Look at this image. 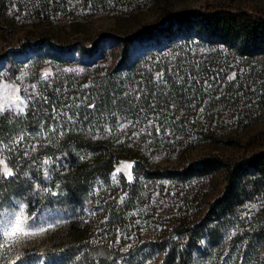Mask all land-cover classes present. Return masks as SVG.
<instances>
[{"label": "trees", "instance_id": "16d2710c", "mask_svg": "<svg viewBox=\"0 0 264 264\" xmlns=\"http://www.w3.org/2000/svg\"><path fill=\"white\" fill-rule=\"evenodd\" d=\"M68 1L0 0V26L14 32L18 21H74L83 11L65 7ZM80 1L99 4L106 0ZM98 10L89 9L86 15ZM43 34V43L26 45L20 51L26 55L24 61L31 60L26 94L33 98L23 114H0V156L14 172L12 178L0 179V212L21 202L29 205L30 213L48 209L73 215L98 213L97 233L85 242L68 245L52 264H71L77 259L78 264H143L159 255L160 264H264L260 255L264 256V209L251 216L241 214L247 203L259 200L264 206V149L238 161L204 158L179 171L160 170L147 154L148 147L174 151L211 133L216 123L168 119L164 112L170 106L214 102L215 77L219 73L222 77L221 70L228 67L227 62L215 65V59L264 56V15L220 8L177 14L166 28H155L152 36L121 39L117 62L104 69L97 63L107 59L106 47L93 52L76 45L64 49L55 44L59 31L50 28ZM143 37L150 43L137 50ZM193 48L205 49L206 54L193 56ZM175 49L182 55L177 63L153 62ZM76 52L91 60L65 69L75 62ZM200 57L211 62H182ZM45 65L52 71L48 79L38 75ZM146 70L150 73L145 81L131 78ZM156 70L165 77L161 83L152 82ZM144 114L149 117L142 119ZM121 118L137 127V138L109 134ZM122 159L134 161L133 179L121 177L115 186L111 173ZM216 174L222 178L221 192L200 217L185 221L182 215L168 232L139 239L120 253L118 242L136 236L140 231L136 219L142 220L158 202L154 184H185ZM114 190L123 192V199ZM233 228L237 232L224 251L225 235Z\"/></svg>", "mask_w": 264, "mask_h": 264}, {"label": "rangeland", "instance_id": "374dc122", "mask_svg": "<svg viewBox=\"0 0 264 264\" xmlns=\"http://www.w3.org/2000/svg\"><path fill=\"white\" fill-rule=\"evenodd\" d=\"M63 5L69 9L83 11L82 16L74 21H18L14 32L9 26H0V87L11 84L14 88L21 89V96L26 95L31 84L32 75L27 71L31 60L24 61L26 55L20 51L26 45L36 47L43 43V31L50 28L60 33L58 40L55 41L58 47L69 49L76 45L86 49L87 52L106 47L107 59L97 63L104 69L112 67L117 62L121 51L118 46L121 39L137 34L152 36L155 28H166L169 20L177 14L207 13L220 8L264 15V0H106L99 4L71 0ZM96 7L100 9L99 13L86 15L89 9ZM149 43L150 40L143 37L137 42L136 49ZM178 51L177 49L165 51L153 62L177 63V57L182 56ZM205 51V49L193 48L191 54L195 56L198 53L196 56L199 57L205 55ZM74 58L75 62L70 66L65 65V69L78 68L77 64L90 59L89 56H82L79 52L75 53ZM204 58L206 57L196 60L182 59V62L186 64L211 62L210 59ZM225 62L228 63V67L221 70L224 78L219 75L220 73L215 77V100L212 104H192L177 109L170 106L164 112L168 119L197 120L212 122L214 125L216 123L214 129H211V133L203 136L199 142L181 144L174 151H160L148 147L147 154L153 166H157L160 170L179 171L188 164L204 158L220 157L238 161L264 149V56L252 60L224 58L221 61L219 59L213 61L215 65L219 63L223 65ZM148 72L150 73L149 70L141 71L137 74L138 77L131 75V78L135 81H145ZM45 73L51 75L50 66L45 65L38 70L41 78H44ZM164 79L161 71H153L152 82L161 83ZM219 97L223 100H219ZM146 111L149 112L150 109ZM140 117L147 119L149 116L144 114ZM119 122L117 128L110 127L109 134L116 135L120 139L138 137L136 126L130 125V122L127 123L122 118ZM0 159L3 158L0 156ZM127 164H131L132 168H125ZM133 165L134 161L131 159L119 161L111 173L115 186H118L121 177L129 181L128 176L131 175L133 179ZM117 169L121 171L117 172ZM221 187L220 174L193 179L185 184L180 181L154 184L156 190L154 195L158 202L149 213L142 216V220L139 217L136 219L140 223V231L136 232V236L132 234L129 239L118 242L120 253L129 250L139 239L148 240L161 232H168L182 215L185 221L196 220L204 213L210 201L219 196ZM114 191L118 199H123V192ZM19 203L21 202L16 203L12 210L5 212V216L1 219L11 218L10 214L18 210ZM261 209H264V206L258 200L245 204L241 214L251 216L259 214ZM26 213H30L29 207ZM33 215L34 221L31 216L27 218L28 223H33V230L38 231L40 227L48 230L36 236L22 238L15 245L0 244V257H2L0 264H13L14 261L18 264H52L55 262V257L62 254L68 245L85 242L94 236L100 219L99 214L95 212L73 215L58 209L35 211ZM236 232L233 228L225 235L224 251L229 249L230 239ZM260 255L264 257L263 252ZM161 261L162 255H159L143 264H160ZM78 263L77 259L71 264Z\"/></svg>", "mask_w": 264, "mask_h": 264}, {"label": "snow or ice", "instance_id": "6c2138e0", "mask_svg": "<svg viewBox=\"0 0 264 264\" xmlns=\"http://www.w3.org/2000/svg\"><path fill=\"white\" fill-rule=\"evenodd\" d=\"M48 73H45L44 78H49ZM33 88H35V85H33ZM26 91V90H25ZM21 89L19 87H13L11 84H4L2 87H0V105H3V110L0 111V114H3L5 111H11L16 113L17 115L23 114L25 112V109L29 103V101L33 98L32 95H20ZM45 164H48V161L44 162ZM127 169H131L132 165L127 164L124 166ZM121 171V169H117V172ZM14 176V172L12 168L8 166V164L5 162L4 159H0V179L5 178H12ZM50 177L46 173L45 174V180H48ZM129 181H131L132 177L131 175L128 176ZM56 193H52V195H55ZM29 207V205L19 203L18 204V210H14L11 214V218L6 219H0V244L8 243L15 245L17 244L22 238L32 237L36 236L39 233H43L47 231V228L40 227L37 230H33V223H28L27 218L28 216L32 217V220H35V216L33 213H26V209ZM5 216L3 212H0V217ZM17 220H22L23 223L21 225L22 229V238L21 239H12L10 240L9 234L12 232L14 228H16ZM2 259V257H0ZM13 264H18L17 261H14Z\"/></svg>", "mask_w": 264, "mask_h": 264}, {"label": "clouds", "instance_id": "9594fccd", "mask_svg": "<svg viewBox=\"0 0 264 264\" xmlns=\"http://www.w3.org/2000/svg\"><path fill=\"white\" fill-rule=\"evenodd\" d=\"M3 110V105H0V111ZM23 221L22 220H17V225L16 228H14L12 230V232L9 234V239H21L22 238V229H21V225H22Z\"/></svg>", "mask_w": 264, "mask_h": 264}]
</instances>
